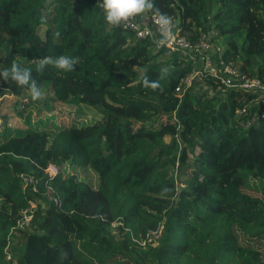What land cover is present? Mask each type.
<instances>
[{"label": "trees", "instance_id": "1", "mask_svg": "<svg viewBox=\"0 0 264 264\" xmlns=\"http://www.w3.org/2000/svg\"><path fill=\"white\" fill-rule=\"evenodd\" d=\"M99 2L0 0V71L15 61L31 70L45 106L97 112L83 126L33 129L14 118L36 101L0 79V264L13 263L3 250L31 201L29 228L14 235L15 264H264V201L247 191L264 184V118L242 127L249 117L235 111L249 97L207 94L200 84L215 87L209 77L175 92L192 62L162 58L149 39L108 25ZM154 2L190 41L214 30L222 60L264 84V0ZM60 55L79 63L36 71V60ZM162 68L161 89H145L142 78ZM49 164L89 170L97 184L59 170L50 177Z\"/></svg>", "mask_w": 264, "mask_h": 264}, {"label": "built area", "instance_id": "2", "mask_svg": "<svg viewBox=\"0 0 264 264\" xmlns=\"http://www.w3.org/2000/svg\"><path fill=\"white\" fill-rule=\"evenodd\" d=\"M98 5L100 7V4ZM172 25L174 39L164 45L158 42L161 36L157 18L154 14L146 13L137 16L131 21L129 27L124 28L121 26L120 28L124 31L133 32L136 38L140 40L149 39L153 43L154 49L162 53V58H173L177 56L176 58L178 60L188 59L192 62L193 67L185 76L179 79L175 92L183 94V92L192 85L194 80L209 77L213 79L215 87L209 86L204 82L200 84L201 90L207 94L215 92L225 95L226 92L229 91H241L246 93V96L249 97L248 102L243 105L242 108L235 111V116L237 118L249 117L247 122L242 124V127L246 128L249 125H256L259 119H263V113L259 116L255 114L250 115L249 109L252 106H264V84L255 78H247L245 75L239 73L234 64L222 60L219 47L216 46L211 39L212 36L215 35V31L211 30L208 34H201L197 40L190 41L182 34L181 28L177 24H174L173 21ZM9 96L12 97L11 95ZM25 104L26 102L23 100V103L21 102L22 108ZM45 172L50 177H55L58 174V168L54 164H49ZM20 177H22L24 185L30 186L31 193L36 192V187L30 178H26L22 175ZM55 202L57 203V201ZM35 207L36 202L31 201L29 203V208L22 212V217L17 220L15 226L10 230L7 244L3 250L6 261H12L13 259L10 250V241L18 235V230L29 228V222ZM112 226H114V224H112ZM160 233L161 227L157 232L147 234L146 241H157L160 238Z\"/></svg>", "mask_w": 264, "mask_h": 264}, {"label": "clouds", "instance_id": "3", "mask_svg": "<svg viewBox=\"0 0 264 264\" xmlns=\"http://www.w3.org/2000/svg\"><path fill=\"white\" fill-rule=\"evenodd\" d=\"M100 7L103 10L105 22L113 27L123 26L127 28L137 16L152 12L157 18L160 30L161 39L158 42L164 45L174 39L171 17L161 13L156 8L154 0H101ZM35 63L38 73L43 72L48 65L67 73L74 70L75 65L79 63V58L68 55H60L55 58L46 56L36 60ZM168 71V68H162L161 75L156 80H150L145 75L142 78V86L153 91L161 89L160 80L168 74ZM0 79L4 81L11 80L17 86L26 88L32 101H42L45 98V93L39 87L36 79L33 78L31 70L21 68L15 61L12 62L10 68H4L0 71Z\"/></svg>", "mask_w": 264, "mask_h": 264}, {"label": "rangeland", "instance_id": "4", "mask_svg": "<svg viewBox=\"0 0 264 264\" xmlns=\"http://www.w3.org/2000/svg\"><path fill=\"white\" fill-rule=\"evenodd\" d=\"M99 1L101 2V0ZM220 54H222L221 50H220ZM181 60L189 61L188 59H181ZM6 97H8L9 99L11 98L9 95ZM20 102H23V100H21ZM11 110L15 112H17V110H22V105L17 107V109H14L13 107L11 108ZM96 115H97L96 111L89 110L79 105L73 107L71 105H66V104L51 103L45 106L42 100L31 103V106L29 104L28 108L24 113L21 114V116L14 118V122L22 123L25 126H29L37 130H42V129L57 130V129L67 128L73 123L74 120L76 121L78 120V126L86 125ZM12 121L13 120H11V122ZM1 129L2 126L0 123V130ZM58 170L60 172H67L69 174H74L78 180L84 181L92 187H95L97 184L96 177L89 170H85L82 172L78 169H72V167H69L68 164L62 165L61 167L58 168ZM253 184L256 185V189H254L253 185L250 184L249 187L250 189L247 191L264 201V184H262L261 182L257 184L256 183ZM240 241H242V239ZM259 245L260 243L251 244V246L254 247ZM10 250L13 257L12 264H15V255H18L19 251L21 250V245L19 243L18 238L15 237L10 241ZM15 252L17 253L15 254Z\"/></svg>", "mask_w": 264, "mask_h": 264}]
</instances>
